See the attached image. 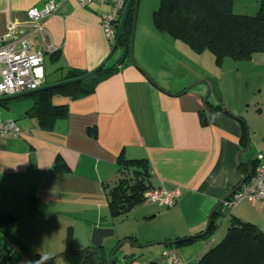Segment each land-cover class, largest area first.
<instances>
[{
	"label": "crops",
	"instance_id": "obj_1",
	"mask_svg": "<svg viewBox=\"0 0 264 264\" xmlns=\"http://www.w3.org/2000/svg\"><path fill=\"white\" fill-rule=\"evenodd\" d=\"M47 1L57 11L44 23L41 44L26 23V12ZM108 10L99 1L83 6L77 0H0V36L8 33V20L20 23L9 40L27 37L31 49L42 50L43 85L54 83L65 80L68 69L87 72L107 56L112 45L100 19ZM48 43L52 51H46ZM122 47L113 63L107 65L110 58L103 66L115 70L93 81L90 91L78 96L72 89L52 91L50 102L65 105L66 113L51 129L29 111L37 92L0 101L1 117L28 132L0 135V210L14 216L5 224L10 243L28 252H21L17 264H33V259L54 264L61 254L68 264H80L75 253L65 255L66 247L83 250L90 246L94 226L115 227L107 192L121 176L119 156L144 158L153 187H177L181 193L172 206L141 201L130 210L131 224L121 236L136 246L113 264H163L168 247H176L186 264H195L223 238L232 217L264 231V202L222 203L264 151L261 109L251 117L238 111L234 101L228 103L219 76L204 71L199 76L209 83L205 105L203 86L164 75L158 56L137 55L133 62L126 56L121 62ZM193 236L187 243H169ZM57 260L66 264L60 256Z\"/></svg>",
	"mask_w": 264,
	"mask_h": 264
},
{
	"label": "trees",
	"instance_id": "obj_2",
	"mask_svg": "<svg viewBox=\"0 0 264 264\" xmlns=\"http://www.w3.org/2000/svg\"><path fill=\"white\" fill-rule=\"evenodd\" d=\"M233 5L234 0H160L158 7L153 11V23L156 30L167 32L172 37L184 41L195 52L211 51L216 63L226 57L236 62L249 60L254 53L264 51V0H257L253 13L235 12ZM130 14L125 24L126 40H129L131 34ZM114 70L115 67L105 66L91 79L92 81L83 80L39 91L33 94L35 101L29 111L40 118V125L51 129L55 119L66 113L65 105H53L50 102L52 91L64 93L72 89L70 93L74 96L84 94L92 89L90 84L93 81ZM84 73L85 71L70 68L66 71L65 79ZM215 109L222 110V107L217 106ZM119 164L121 176L107 192L109 215L113 219L126 215L136 204L144 201L143 194L153 188L148 164L144 158L119 156ZM253 167L254 165L243 179L250 177ZM12 218L14 216L10 211L0 210V240L5 239L11 246L6 250L0 244V264L3 256H8L3 264H17L21 252L28 253L18 242L16 243L19 249L13 247L9 241L10 233L7 232L5 224ZM192 239L194 236L179 242L187 243ZM83 250H76L68 245L64 253L68 257L75 253L77 260H81ZM31 257L37 256L35 254ZM43 259L51 261V258ZM106 262L103 258L101 263ZM83 264L96 263L93 256L87 255ZM195 264H264V231L251 222L232 217L223 238L198 258Z\"/></svg>",
	"mask_w": 264,
	"mask_h": 264
},
{
	"label": "rangeland",
	"instance_id": "obj_3",
	"mask_svg": "<svg viewBox=\"0 0 264 264\" xmlns=\"http://www.w3.org/2000/svg\"><path fill=\"white\" fill-rule=\"evenodd\" d=\"M159 1L138 0L137 8L133 9L131 7L130 9L129 14H131L129 19L131 20V25L133 19H135L132 59L136 58L137 55L142 58L147 56L149 57L148 60L157 56L160 57L161 61H163L161 62L162 66L165 67L167 72H163L164 75L171 76L175 81H185V84L190 83L189 85H193L195 88L198 87L200 89L203 86L205 97L209 93V83L199 75L204 71L210 76L217 75L227 92L226 99L228 103L229 99L230 101H234V104L232 102L233 107L250 117L257 110L261 109L260 113L264 120V51L254 53L253 59L236 62L230 57H226L220 63H216L211 51L195 52L184 41L172 37L167 32L156 30L153 23V11L158 7ZM256 5L257 0H234L233 10L235 12L253 13ZM130 37L131 34L128 39ZM120 46L115 49L111 59L107 63L108 66L118 56L121 49ZM236 63H239L237 67ZM45 64L48 69L51 62L46 61ZM249 153L253 156L255 151L253 150ZM243 181L244 179L237 186ZM128 217H131V211L127 215L112 220L115 227L111 228L114 232L111 236L107 237L112 238V240L104 242V248L100 250L99 258L102 252H106L107 254L104 256V259L108 261L112 248L124 238V236H121V233L128 231V225L131 224L128 221ZM130 247L134 248L133 244L123 242L114 252V263L121 260L130 251ZM54 260L55 257L53 258ZM99 260L102 262L101 258ZM54 264H61V262L57 260Z\"/></svg>",
	"mask_w": 264,
	"mask_h": 264
},
{
	"label": "built area",
	"instance_id": "obj_4",
	"mask_svg": "<svg viewBox=\"0 0 264 264\" xmlns=\"http://www.w3.org/2000/svg\"><path fill=\"white\" fill-rule=\"evenodd\" d=\"M77 1L83 6L94 1L108 4L109 10L101 15L100 25L112 45L117 34L122 10L127 0ZM56 11V4L53 1H47L42 7H31L26 12V23L33 28V32L40 35L39 43L41 44L46 39L44 37V23L48 16ZM18 26H20V23L8 20V33L0 36V96L36 89L44 83L42 50L31 49L32 43L29 42L27 37L21 38L18 43L9 40L10 34ZM45 47L46 51H52L51 43L45 44ZM7 132L15 136L28 134L27 131L22 130L18 126L14 119H4L0 115V135ZM255 160L256 164L250 177L244 179L239 186H236L233 193L224 201L229 207H233L242 201L264 202V151L258 152ZM180 193V189L177 187H153L143 194V198L144 201L172 206L180 196ZM162 257L163 264H186L176 247L164 249Z\"/></svg>",
	"mask_w": 264,
	"mask_h": 264
},
{
	"label": "water",
	"instance_id": "obj_5",
	"mask_svg": "<svg viewBox=\"0 0 264 264\" xmlns=\"http://www.w3.org/2000/svg\"><path fill=\"white\" fill-rule=\"evenodd\" d=\"M137 2H138V0H127L125 7H124V10H123V13L120 17V21H119L118 28H117V34H116L114 43L112 44L111 49H110L109 53L107 54V56L104 58V60L98 66H96L94 69L87 71L84 74L77 76V77H74V78L65 79V80H61L58 82H54V83L44 84V85H42L36 89L24 90V91H22L20 93H16V94L0 96V101L12 99V98H17V97H20L23 95L32 94V93H35V92H38L41 90L52 89V88L59 87L62 85H66L69 83L80 82L82 80L94 77L98 73V71L112 57L115 49L119 46L120 42L122 43V46H123L122 47L123 50H122L121 62L125 59L126 56H128L131 59V61L133 62V59H132V41H133V31H134L135 19H133V22H132L130 39L126 40V39H124V36H125V24H126V21L128 19V16H129L130 9H131V7H133V9H136L137 8ZM204 103L206 105V97H204ZM222 111L226 112V110H222ZM246 149H247V146L244 148V150H246ZM240 153L241 152H239L238 156L240 155ZM234 190L235 189H233L230 192V195L233 193ZM222 203H224V202L222 201ZM212 213L213 212H211V215H212ZM210 223H211V221H210ZM207 229H208V226L206 227V230L204 231V233L207 232ZM113 232H114V230L111 227L94 226L92 228V232H91L90 246H88L87 248H85L83 250L82 259H81L80 264H82L85 261V258L87 255L93 256L95 263L100 264L98 258H99L100 250H102L104 248V239L111 236L113 234ZM184 239H186V238H184ZM179 241L180 240H175L172 242L175 243V242H179ZM123 242L131 243L129 238H123L121 241H119L116 244V246H114L112 248V250L109 254L108 261H107L108 264L114 263V259H113L114 252ZM158 243H161V242H158ZM0 244L6 250H9L11 248L10 244L5 239H1ZM145 245H147V244H145ZM133 246H136V245L133 244ZM59 256L64 259L66 264H68L66 257L63 254H61ZM59 256L55 257V260L53 261V263L56 262V258H58ZM7 258H8V256H3L2 260H1V264H3ZM33 264H35L34 259H33Z\"/></svg>",
	"mask_w": 264,
	"mask_h": 264
},
{
	"label": "flooded vegetation",
	"instance_id": "obj_6",
	"mask_svg": "<svg viewBox=\"0 0 264 264\" xmlns=\"http://www.w3.org/2000/svg\"><path fill=\"white\" fill-rule=\"evenodd\" d=\"M98 260H99V258H98ZM100 264H102L101 262H99ZM105 264H108V262H106Z\"/></svg>",
	"mask_w": 264,
	"mask_h": 264
}]
</instances>
